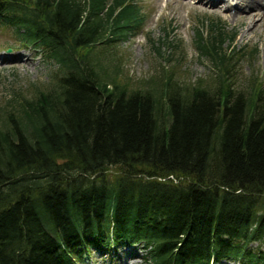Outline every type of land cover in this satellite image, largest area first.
<instances>
[{
    "label": "trees",
    "instance_id": "trees-1",
    "mask_svg": "<svg viewBox=\"0 0 264 264\" xmlns=\"http://www.w3.org/2000/svg\"><path fill=\"white\" fill-rule=\"evenodd\" d=\"M144 22L137 0H0V27L56 67L0 101V264H264V83H228L255 50L210 21L193 44L214 89L180 82L179 55L130 90L116 48Z\"/></svg>",
    "mask_w": 264,
    "mask_h": 264
},
{
    "label": "rangeland",
    "instance_id": "rangeland-1",
    "mask_svg": "<svg viewBox=\"0 0 264 264\" xmlns=\"http://www.w3.org/2000/svg\"><path fill=\"white\" fill-rule=\"evenodd\" d=\"M142 8L145 22L137 35L120 44L116 50L120 62V78H127L131 90L142 81L156 77L162 69L169 70L164 61L168 57L182 56L175 75L185 84L204 83L215 88L218 72L207 59H200L193 44L195 30L208 33L210 21H221L228 32L236 34V47L255 50L252 57H244L235 64L234 76L228 83L234 92L241 91L247 96L252 92V81L264 83V20L252 34L245 35L247 21L240 11L235 15L222 13L218 8H210L205 3L197 4L194 0H137ZM238 16V17H237ZM242 18V19H241ZM258 20V19H257ZM253 28H251L252 30ZM171 42L179 48L168 49L163 43ZM154 47L160 48L158 56ZM9 50V51H8ZM21 56V57H20ZM238 59V58H237ZM56 67L46 63L41 53L24 49L17 41L14 30L0 27V101L23 87L27 96L32 86H45ZM214 84V85H213ZM24 95V96H25ZM256 245L252 244L254 248ZM142 245L130 247L137 255L144 254ZM113 249H110L112 251ZM128 251L120 249L116 256L100 257L98 251L92 250L85 255L83 264H142L141 260H131ZM215 264H244L233 259H222Z\"/></svg>",
    "mask_w": 264,
    "mask_h": 264
},
{
    "label": "bare ground",
    "instance_id": "bare-ground-1",
    "mask_svg": "<svg viewBox=\"0 0 264 264\" xmlns=\"http://www.w3.org/2000/svg\"><path fill=\"white\" fill-rule=\"evenodd\" d=\"M236 1H237L235 4L236 7L233 8L229 6L227 10L228 11L234 10L236 13L240 11L246 12L242 14V16L239 13L238 14L243 18V20L247 21V25L245 27L246 32H244V34L245 35L252 34V32L255 31L258 22L260 24L262 23L261 21L264 20V0H236ZM209 3H211L212 5L214 3L215 5L224 4L225 0H209ZM232 3L233 2H231V4ZM251 28L253 29L251 30Z\"/></svg>",
    "mask_w": 264,
    "mask_h": 264
}]
</instances>
